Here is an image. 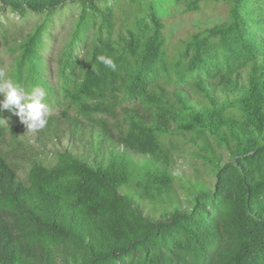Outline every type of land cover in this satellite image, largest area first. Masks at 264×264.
<instances>
[{
  "label": "trees",
  "instance_id": "1",
  "mask_svg": "<svg viewBox=\"0 0 264 264\" xmlns=\"http://www.w3.org/2000/svg\"><path fill=\"white\" fill-rule=\"evenodd\" d=\"M114 1L0 0L7 76L50 107L35 133L0 110V264H264V0H175L230 7L174 63L155 6L116 35ZM67 5L69 38L48 58ZM9 12L39 20L13 31ZM187 145L192 177L175 172Z\"/></svg>",
  "mask_w": 264,
  "mask_h": 264
},
{
  "label": "rangeland",
  "instance_id": "2",
  "mask_svg": "<svg viewBox=\"0 0 264 264\" xmlns=\"http://www.w3.org/2000/svg\"><path fill=\"white\" fill-rule=\"evenodd\" d=\"M117 1V0H115ZM114 1V21L116 23L115 34L125 31V28L134 29L135 17L140 14H145L148 10L147 7L153 4L156 8V12L159 17L165 23L164 34L166 37V49L168 54V59L171 63H174L179 50L183 46L184 40H186L191 34L204 30L211 27L217 23L224 21L228 17L229 2H202L201 9L198 12H186L181 4H177L175 0H118ZM132 2V7L129 3ZM128 5V6H127ZM78 12L77 5H67L55 15L51 17L50 32L52 38H47L48 49L45 51L46 56L49 58L52 56L54 59L57 56V51L60 49L68 40L70 31ZM7 19L10 22H14L17 26L10 24L11 30L16 28H22L25 31L30 28V26L39 19L36 16H28L27 18L21 20L20 16L14 13H6ZM130 15V16H129ZM129 16V18H128ZM10 34L13 35L11 32ZM15 37V36H13ZM12 37V38H13ZM15 51H9L6 47H2L0 50V57L3 61L4 73L6 78H9V73L13 68V59L15 56ZM52 66L55 68L56 64L54 60L52 61ZM10 79V78H9ZM3 94H0V99L3 100ZM4 110L2 115L3 123L11 124L13 121H19L20 118L14 114L15 110ZM193 150L194 147L187 145L185 151L181 152L177 156V165L175 172L184 173L186 176L192 177L194 174L193 166L190 164H198L199 167H203L201 164V159H196L191 156L189 150ZM188 150V151H187ZM135 158L137 161H145V157ZM209 182L211 179L206 177ZM177 187H179L180 182H177ZM181 195H183V189L179 190ZM186 205H190L191 199L185 200ZM145 209L150 214L157 218L163 216H168L172 207L160 202H150L147 201L145 204Z\"/></svg>",
  "mask_w": 264,
  "mask_h": 264
},
{
  "label": "clouds",
  "instance_id": "3",
  "mask_svg": "<svg viewBox=\"0 0 264 264\" xmlns=\"http://www.w3.org/2000/svg\"><path fill=\"white\" fill-rule=\"evenodd\" d=\"M97 60L106 67L116 70L114 61L106 56H98ZM0 110H15L14 114L20 118L27 132L35 133L46 127L50 115V107L47 103V92L41 86H34L30 91L6 78L0 70ZM4 120V119H3Z\"/></svg>",
  "mask_w": 264,
  "mask_h": 264
}]
</instances>
